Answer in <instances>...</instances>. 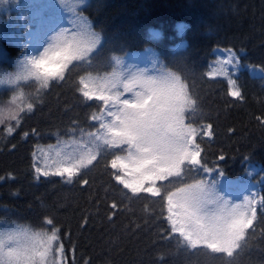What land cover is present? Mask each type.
Returning a JSON list of instances; mask_svg holds the SVG:
<instances>
[{
  "label": "trees",
  "instance_id": "obj_1",
  "mask_svg": "<svg viewBox=\"0 0 264 264\" xmlns=\"http://www.w3.org/2000/svg\"><path fill=\"white\" fill-rule=\"evenodd\" d=\"M28 1L0 0V226L29 235L58 229L49 264H264V184L231 257L190 247L172 231L162 199L199 185L213 212H240L221 179L264 178V0H36L32 9ZM38 9L70 24L53 36L59 57L50 70L29 61L12 34L20 16ZM216 52L231 53L235 76ZM135 56L148 65L138 67ZM165 82L186 101L187 150L190 140L200 148V166L185 162L178 176L156 181L161 196L133 194L112 167L127 152L104 145L101 124L111 122H102L100 96L140 86L148 99ZM58 145L77 157L76 172L39 177L36 154ZM97 146L101 154L81 167ZM251 165L263 171L251 173Z\"/></svg>",
  "mask_w": 264,
  "mask_h": 264
},
{
  "label": "snow or ice",
  "instance_id": "obj_2",
  "mask_svg": "<svg viewBox=\"0 0 264 264\" xmlns=\"http://www.w3.org/2000/svg\"><path fill=\"white\" fill-rule=\"evenodd\" d=\"M78 52V48L73 50L69 58H78ZM150 90L152 95L148 99L141 98L134 103L124 100L123 107L114 114L115 119L109 124L102 123L101 127L106 129V147L127 152L123 158L116 156L112 166L115 168L121 159L126 161L121 168L133 176V181L129 182L119 175L116 179L133 194L142 191L161 196V189L155 186L156 181L178 176L185 162L199 164V152L189 153L187 150V134L191 130L183 126L186 101L178 86L165 82L151 86ZM233 95L239 97L240 93ZM148 100H152L151 105ZM101 151L99 146L95 154L89 151L86 162L83 156L80 157V166L87 167ZM36 172L41 173V169L36 168ZM65 172L70 176L73 174L72 169H63L54 175L63 176ZM42 174L49 175L48 172ZM165 198L173 232H179L190 247L203 245L212 253H223L229 257L239 247V241L255 219L254 210L251 219L236 209L210 212L206 207L207 198L199 185L182 187L175 192L166 191L162 199ZM48 223L52 222L49 220ZM57 232L58 229L53 228L50 235L0 234V264H49L47 258L52 252V242L59 238ZM58 251L62 252V246Z\"/></svg>",
  "mask_w": 264,
  "mask_h": 264
},
{
  "label": "rangeland",
  "instance_id": "obj_3",
  "mask_svg": "<svg viewBox=\"0 0 264 264\" xmlns=\"http://www.w3.org/2000/svg\"><path fill=\"white\" fill-rule=\"evenodd\" d=\"M36 0H29L27 5L28 9H32L31 5ZM25 3V2H24ZM22 21H19L15 24L13 29V36L18 35V37L22 38L25 43V53L26 58L31 61L35 66L50 70L55 65L59 54L57 49L55 48V41L53 39L54 34L59 33L62 29H68L70 24L66 21H63L60 18L52 17L51 15L45 16L43 15V11L41 9L33 11L30 15L29 20L25 19V14L20 16ZM219 57H221L224 61V65L226 69L230 72L232 76L236 75V67L233 65L234 59L231 53H217ZM135 63L140 68H144L148 65V61L143 56H135ZM215 70V66H211V73ZM253 75H258L259 72L255 70H251ZM232 93H235L234 84L231 83ZM147 91L144 87H136L134 93L122 96L121 98H109L100 96V99L104 100L103 113L104 116L102 118V122L106 123L112 122L115 119V113L123 107V101L129 100L130 102H136L141 97H146ZM103 97V98H102ZM191 145V153L199 152L200 148L196 145ZM199 161V156L197 157ZM77 157L67 152L66 147L64 145L55 146L53 148L47 149L44 152H40L36 154L34 160L35 171L36 168L41 169V173L36 174L39 177H48L50 175H54L58 170L63 169H72L73 174L76 172V164ZM126 163L124 161L117 162V166L114 169H120L121 177L129 182L133 181V176L123 170L121 168V164ZM193 165V164H192ZM193 166H200L199 164ZM251 173H258L259 171H263L257 165L250 166ZM48 172L49 175L44 176L42 173ZM72 174V175H73ZM70 176L68 172H65L63 176ZM59 176V175H56ZM60 177V176H59ZM147 183V182H145ZM264 184V178L262 177L260 182L257 183L252 181L250 178H243L240 180H230L227 178L221 179L219 185L221 190L228 194L235 201L241 202L240 212L245 213L249 219L252 218L253 210L260 203L259 191L261 185ZM249 199L252 201V209L248 205ZM207 204V209L210 212H213V206ZM8 232H14L12 229L8 230L4 226H0V234H7ZM18 232V231H17Z\"/></svg>",
  "mask_w": 264,
  "mask_h": 264
}]
</instances>
